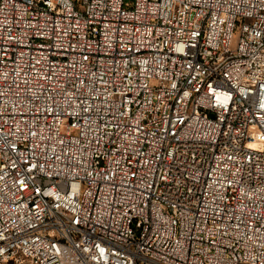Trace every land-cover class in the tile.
<instances>
[{"label": "built area", "instance_id": "1", "mask_svg": "<svg viewBox=\"0 0 264 264\" xmlns=\"http://www.w3.org/2000/svg\"><path fill=\"white\" fill-rule=\"evenodd\" d=\"M0 264H264V0H0Z\"/></svg>", "mask_w": 264, "mask_h": 264}]
</instances>
